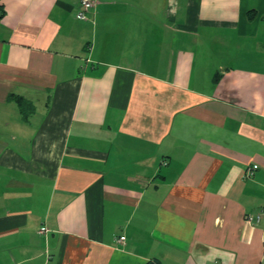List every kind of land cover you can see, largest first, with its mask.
Listing matches in <instances>:
<instances>
[{
    "label": "crops",
    "instance_id": "crops-1",
    "mask_svg": "<svg viewBox=\"0 0 264 264\" xmlns=\"http://www.w3.org/2000/svg\"><path fill=\"white\" fill-rule=\"evenodd\" d=\"M0 4V264H264V0Z\"/></svg>",
    "mask_w": 264,
    "mask_h": 264
},
{
    "label": "built area",
    "instance_id": "built-area-1",
    "mask_svg": "<svg viewBox=\"0 0 264 264\" xmlns=\"http://www.w3.org/2000/svg\"><path fill=\"white\" fill-rule=\"evenodd\" d=\"M99 4V0H79V9L77 12V18L81 21H87L88 20V14L93 11L97 5ZM255 168H249L246 172V176L248 178H251L254 175ZM260 219V216H250L248 218L249 221L254 222L258 221ZM47 232L46 228H42L40 230V233L43 234ZM120 243H123L125 241L124 238H120L118 240Z\"/></svg>",
    "mask_w": 264,
    "mask_h": 264
},
{
    "label": "trees",
    "instance_id": "trees-1",
    "mask_svg": "<svg viewBox=\"0 0 264 264\" xmlns=\"http://www.w3.org/2000/svg\"><path fill=\"white\" fill-rule=\"evenodd\" d=\"M3 15H4V10L2 8V5L0 4V19L3 17ZM17 103L19 104L23 114H27V111H28L27 102L23 100L22 98H18ZM147 264H163V263L157 259H154L148 262Z\"/></svg>",
    "mask_w": 264,
    "mask_h": 264
}]
</instances>
